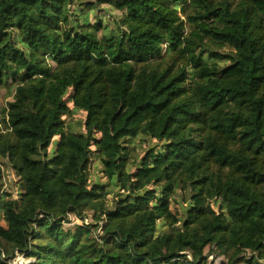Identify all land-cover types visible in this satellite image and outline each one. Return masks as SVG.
<instances>
[{"label":"trees","instance_id":"1","mask_svg":"<svg viewBox=\"0 0 264 264\" xmlns=\"http://www.w3.org/2000/svg\"><path fill=\"white\" fill-rule=\"evenodd\" d=\"M0 88V264H264V0H0Z\"/></svg>","mask_w":264,"mask_h":264},{"label":"rangeland","instance_id":"2","mask_svg":"<svg viewBox=\"0 0 264 264\" xmlns=\"http://www.w3.org/2000/svg\"><path fill=\"white\" fill-rule=\"evenodd\" d=\"M102 9H106L107 6H101ZM100 14H104V12H100ZM107 19V17H106ZM105 19V21H106ZM90 20L93 21L94 17L93 15L90 16ZM13 91V90H12ZM13 92L8 93V91H6V89L4 88H0V113L1 111L6 107L8 102H11L13 100ZM1 115H0V128H3V125L1 123ZM83 119H84V114L81 112L75 113L72 116H69L66 118V124L70 127H72L73 131L76 132H80L82 131L81 128V124L83 123ZM152 145V143H150ZM151 145H149V143L147 142H143L142 140H139L136 142V149H135V153L142 156L143 152L149 148ZM2 183H3V191L10 193L13 199L17 198V182H18V178L15 175V172L6 167V166H2ZM89 177L90 180L92 182H98L100 184L106 183L102 176L100 175V168H98V166L96 165V162H92V166L90 167V172H89ZM113 190H110V192ZM114 194V192H113ZM113 194H110L107 198V201L110 203L114 200ZM186 206L185 204V196L182 192H178L175 196V201L171 203V209L173 211H175L178 215H181L182 213V209ZM69 218V222L68 224L64 225L65 229H73L75 226H77L78 222L77 220L73 219L71 216L68 217ZM89 222L88 219H85ZM84 220V221H85ZM84 223V222H83ZM90 223V222H89ZM0 225L4 226L5 223L0 219ZM101 226V223L100 225ZM100 231V230H99ZM16 258V257H15ZM11 260L10 264H29L30 262H32L31 259L28 258H22V257H17L16 259ZM19 258V260H17ZM223 258H217L214 260V258L212 256H210L208 258V262L209 264H221L223 262Z\"/></svg>","mask_w":264,"mask_h":264},{"label":"built area","instance_id":"3","mask_svg":"<svg viewBox=\"0 0 264 264\" xmlns=\"http://www.w3.org/2000/svg\"><path fill=\"white\" fill-rule=\"evenodd\" d=\"M88 224H89V222H88L87 220H85V221H84V225H88ZM19 256L22 257L23 259L25 258L24 255H19V254L16 255V258L19 257ZM0 257H1V258H4V254L1 253V254H0ZM16 258H15V259H16ZM17 260H19V258H18Z\"/></svg>","mask_w":264,"mask_h":264}]
</instances>
